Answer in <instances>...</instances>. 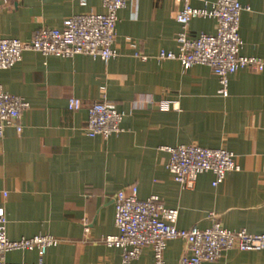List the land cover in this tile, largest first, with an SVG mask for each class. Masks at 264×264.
<instances>
[{
    "label": "crops",
    "instance_id": "crops-1",
    "mask_svg": "<svg viewBox=\"0 0 264 264\" xmlns=\"http://www.w3.org/2000/svg\"><path fill=\"white\" fill-rule=\"evenodd\" d=\"M204 1L215 0L190 4L202 8ZM239 1L250 7L241 15L242 55L264 60V0ZM183 6L180 0H127L118 13V56L108 61L25 51L1 73L3 89L26 99L30 108L20 134L8 127L0 136V207L9 239L39 234L60 239L47 250L45 264H154L151 247L124 263L121 250L102 240L118 233L116 194H130L133 187L139 199L158 196L177 209L180 229L219 222L229 230L264 231V71L231 75L224 97L209 67L184 70L176 60L158 61L162 50H178L175 13ZM89 12H104L102 1L0 0V37L31 41L39 29H60L65 20ZM216 29L215 19L197 18L188 34ZM73 97L82 102L78 111L67 107ZM103 99L124 114L123 130L107 140L85 131L88 108ZM163 101L177 102L178 109L161 111ZM192 144L231 151L240 170L218 186L207 172L193 190L183 188L166 168L164 147ZM185 249L184 241H169L166 263L178 264ZM6 260L36 264L38 255L18 251ZM204 264H264V252L229 250Z\"/></svg>",
    "mask_w": 264,
    "mask_h": 264
},
{
    "label": "built area",
    "instance_id": "built-area-1",
    "mask_svg": "<svg viewBox=\"0 0 264 264\" xmlns=\"http://www.w3.org/2000/svg\"><path fill=\"white\" fill-rule=\"evenodd\" d=\"M101 1L104 12L75 15L65 20L60 29L41 28L31 41L0 37V136L8 127L14 128L20 134L23 130L21 118L30 108L26 99L6 92L1 83V73L19 63L25 51L59 58L87 55L103 61L118 56V13L126 6L127 0ZM180 1L184 6L175 13V19L181 26L176 37L178 50H162L157 56L158 61L176 60L184 70L195 65L209 67L218 79L219 94L224 97L229 93L231 75L244 69L257 73L264 71V60L242 55L244 41L240 36V21L242 13L249 11L250 7L243 6L239 0L204 1L202 8H193L191 0ZM197 18L215 19V34L201 33L197 37H190L189 23ZM135 56L142 60L147 59L140 53ZM67 107L70 111H78L82 108V102L73 97L69 99ZM159 109L176 110L178 103L163 101L159 104ZM123 117L124 114L106 99L96 101L88 108L85 131L91 138L101 137L107 140L123 130ZM164 150L169 154L166 165L168 172L185 189L193 190L198 177L203 173H213V186H218L225 181L228 173L240 170L235 154L225 148L210 149L192 144L164 147ZM114 203V222L118 233L102 240L108 247L121 250L124 263L138 259L145 247H151L154 264H167V243L178 239L186 244L178 264L214 262L229 250L264 252V231L250 234L245 229L229 230L223 228L219 222H214L206 229L198 226L180 229L177 226V209L167 208L158 196L139 199L137 187H133L130 194L124 190L119 191ZM6 225V212L4 207H0V264H28L6 260L8 253L18 251H36V264H45L47 250L60 243V239L44 234L11 240L7 236ZM83 226L88 233L90 223L87 219L83 220Z\"/></svg>",
    "mask_w": 264,
    "mask_h": 264
}]
</instances>
